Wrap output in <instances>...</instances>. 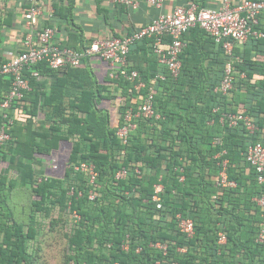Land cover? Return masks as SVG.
Returning <instances> with one entry per match:
<instances>
[{
    "label": "trees",
    "instance_id": "trees-1",
    "mask_svg": "<svg viewBox=\"0 0 264 264\" xmlns=\"http://www.w3.org/2000/svg\"><path fill=\"white\" fill-rule=\"evenodd\" d=\"M262 16L256 29L264 31ZM191 32L206 38L200 45L187 41ZM184 38L177 77L159 62L152 38L132 44L126 68L136 70L137 81L145 84L133 92V83L121 75L98 82L84 64L87 58L76 67L56 70L39 62L25 71L37 83L35 91H27L8 113L13 119L16 108L25 110V122L20 126L13 119L11 139L0 148V264L36 263L32 246L39 213L47 215L56 205L78 215L68 236L66 264H264V241L257 240L264 209L254 200L264 194V183L246 159L252 143L264 145V37L235 44V81L227 94L216 90L229 60L222 44L199 27ZM31 70L53 79L50 91L36 89L41 79ZM11 83L0 72V126L6 121L1 102ZM151 88L159 117H135L136 127L124 142L117 131L126 110L137 111ZM103 100L116 103L117 123ZM40 112L46 116L37 127ZM241 112L256 124L253 134L243 122L230 126L222 120ZM66 140L73 147L65 176L37 170L36 154H49ZM224 159L235 186L217 185ZM80 162L95 165L93 183L75 170ZM123 169L126 174L117 177ZM157 184L163 185L161 208L153 200ZM17 185L29 187L36 197L26 220H18L8 205ZM178 214L193 220L192 237L180 230ZM220 232L227 237L223 244ZM157 242L167 245L166 253L152 245Z\"/></svg>",
    "mask_w": 264,
    "mask_h": 264
},
{
    "label": "built area",
    "instance_id": "built-area-1",
    "mask_svg": "<svg viewBox=\"0 0 264 264\" xmlns=\"http://www.w3.org/2000/svg\"><path fill=\"white\" fill-rule=\"evenodd\" d=\"M119 1L126 4L130 9L138 8V3L135 0ZM163 1L149 0L151 4L158 8L162 6ZM26 3L27 9L24 16L29 30L24 39L23 50L13 58L0 64V72L12 80L11 88L1 102V110L6 121L0 126V148L11 139V134L8 131L13 124V119L8 115L10 108L22 100L26 92L31 89L25 71L39 62H46L50 68L58 70L79 66L83 59L98 56L107 61L110 78H116L119 75L124 76L133 83L131 89L133 92L144 87L145 84L142 81H137L138 72L136 70L128 71L126 68L127 56L132 44L145 37L152 38L153 49L159 57V62L165 65L174 77H177L182 66L180 55L186 46L184 36L191 29L199 27L212 36L217 43H221L227 53L229 60L225 64L223 77L216 87L217 91L227 94L233 89L235 81V57L233 53L235 44L245 42L251 36L264 37V31L256 29V26L260 23V16L264 13V0H244L235 6L224 5L219 8L201 6L195 0H189L187 5L177 6L170 13L160 14L149 24L131 33L123 36L100 37L84 49H75L55 43L53 40L55 30L51 26L36 29L35 25L41 14L40 0H26ZM31 75L36 78L40 77L38 70H31ZM153 99L154 91L151 88L137 111L131 107L126 110L124 125L119 127L117 131L118 136L124 142H127L129 132L136 127L135 117H159L154 110ZM120 104L121 102L118 101V106ZM222 120L227 121L230 126H236L243 122L251 134L257 129L253 119L244 112L225 114V118H222ZM220 156L221 153H218L217 157ZM246 159L256 168L258 182L264 183V145L261 142L252 143L246 151ZM219 164L221 168L216 177L217 185L221 187L235 186L236 183L228 179L227 159L222 160ZM74 168L76 171L86 173L91 183L95 181L97 171L93 163L80 162L75 164ZM52 169H58L56 159L53 162ZM123 174H126L124 169L117 173V177ZM162 191V184L155 185L153 200L157 202L158 208L162 207L160 196ZM90 193V197L94 198L95 194L92 191ZM254 200L264 209V194L255 197ZM74 215L78 218L76 213ZM177 217L180 230L188 237H192L194 234L193 220L183 218L180 214ZM226 240L225 233L220 232L219 243L223 244ZM257 240L259 242L264 241V213ZM152 245L166 253V244L157 242ZM123 247L127 249L128 245ZM180 250L185 251L184 248Z\"/></svg>",
    "mask_w": 264,
    "mask_h": 264
},
{
    "label": "crops",
    "instance_id": "crops-1",
    "mask_svg": "<svg viewBox=\"0 0 264 264\" xmlns=\"http://www.w3.org/2000/svg\"><path fill=\"white\" fill-rule=\"evenodd\" d=\"M138 8L130 9L119 0H40L41 14L39 15L36 29L45 26L54 28L53 40L61 46L82 48L90 46L94 40L105 36H123L131 33L152 22L157 16L163 13H170L177 6H185L189 0H164L161 7H156L149 0H135ZM199 5L211 8H219L224 5L235 6L244 0H195ZM26 0H0V64L16 56L24 47V39L29 27L25 21ZM67 16V17H65ZM264 21V17L262 16ZM206 36H198L191 32L186 40L191 39L192 43L200 45ZM185 39V38H184ZM88 65L98 82L105 83L109 76V67L104 60L98 56L86 59ZM29 79L31 91L37 83ZM41 85L38 90L50 91L52 78L41 75ZM32 80V81H31ZM133 101H136L133 98ZM105 102H110L103 100ZM102 104V105H103ZM105 107V106H103ZM112 107V106H111ZM108 109L111 111L112 108ZM107 108V107H105ZM26 111L14 110L13 119H17L20 126L24 125ZM112 114V111H111ZM46 114L40 112L36 126H42ZM67 142H60L58 148L49 154L37 153L35 165L37 170L47 175V169L53 166V162L63 145ZM7 167L8 162L1 164ZM10 178L17 179V171L10 172ZM36 197L29 187L15 186L10 193L8 205L18 220L31 206Z\"/></svg>",
    "mask_w": 264,
    "mask_h": 264
},
{
    "label": "rangeland",
    "instance_id": "rangeland-1",
    "mask_svg": "<svg viewBox=\"0 0 264 264\" xmlns=\"http://www.w3.org/2000/svg\"><path fill=\"white\" fill-rule=\"evenodd\" d=\"M118 103V102H117ZM103 106L112 108V122L117 123L114 112L117 107L116 103L105 102ZM70 148L68 145H63L59 151L61 155L56 157L58 169L65 161ZM71 194V192H69ZM31 208L22 216V220L28 219V214L31 213ZM76 221L75 215L59 205L53 206L52 210L46 215L39 213L40 228L33 241V250L36 251L35 264H66V252L68 246V236L71 228Z\"/></svg>",
    "mask_w": 264,
    "mask_h": 264
},
{
    "label": "water",
    "instance_id": "water-1",
    "mask_svg": "<svg viewBox=\"0 0 264 264\" xmlns=\"http://www.w3.org/2000/svg\"><path fill=\"white\" fill-rule=\"evenodd\" d=\"M105 63H107V61H105ZM65 142H67V145L70 148V151H69L68 155L66 156L65 161L61 164L59 169L55 170V169H52V167H49L47 169V176H54V177H60V178H63L65 176L66 170H67V168L69 166L71 149L73 147L72 142L67 141V140Z\"/></svg>",
    "mask_w": 264,
    "mask_h": 264
}]
</instances>
